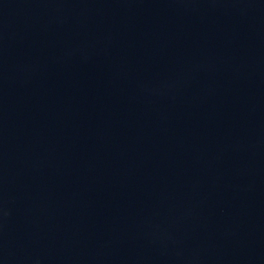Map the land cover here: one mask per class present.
<instances>
[{
	"label": "water",
	"instance_id": "water-1",
	"mask_svg": "<svg viewBox=\"0 0 264 264\" xmlns=\"http://www.w3.org/2000/svg\"><path fill=\"white\" fill-rule=\"evenodd\" d=\"M0 264H264V0H0Z\"/></svg>",
	"mask_w": 264,
	"mask_h": 264
}]
</instances>
